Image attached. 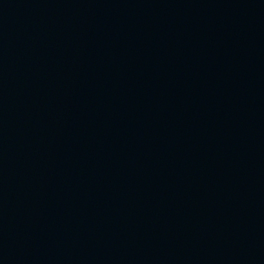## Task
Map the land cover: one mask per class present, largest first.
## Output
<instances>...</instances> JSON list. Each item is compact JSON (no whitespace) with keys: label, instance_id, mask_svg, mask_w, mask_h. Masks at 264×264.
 <instances>
[{"label":"water","instance_id":"water-1","mask_svg":"<svg viewBox=\"0 0 264 264\" xmlns=\"http://www.w3.org/2000/svg\"><path fill=\"white\" fill-rule=\"evenodd\" d=\"M0 264H264V0H0Z\"/></svg>","mask_w":264,"mask_h":264}]
</instances>
